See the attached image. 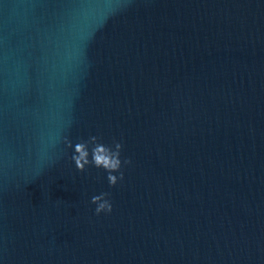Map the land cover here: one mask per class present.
<instances>
[{
  "label": "water",
  "instance_id": "water-1",
  "mask_svg": "<svg viewBox=\"0 0 264 264\" xmlns=\"http://www.w3.org/2000/svg\"><path fill=\"white\" fill-rule=\"evenodd\" d=\"M0 264H264V0H0Z\"/></svg>",
  "mask_w": 264,
  "mask_h": 264
},
{
  "label": "clouds",
  "instance_id": "clouds-1",
  "mask_svg": "<svg viewBox=\"0 0 264 264\" xmlns=\"http://www.w3.org/2000/svg\"><path fill=\"white\" fill-rule=\"evenodd\" d=\"M65 147L73 149L70 159L74 162L75 168L83 172L86 166H93L103 169L106 173V179L109 187L115 186L118 182L123 181V167L132 163L131 159L125 157L121 159L123 144L121 141L112 139L111 144L102 142L99 135H89L87 139L81 138L74 145L68 136L61 138ZM90 157V158H89ZM109 192H101L91 197L90 203L95 205L94 214L100 215L111 213L112 203L108 198Z\"/></svg>",
  "mask_w": 264,
  "mask_h": 264
}]
</instances>
